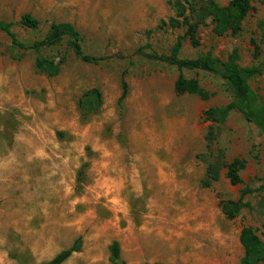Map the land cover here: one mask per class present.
Returning <instances> with one entry per match:
<instances>
[{
    "label": "rangeland",
    "instance_id": "374dc122",
    "mask_svg": "<svg viewBox=\"0 0 264 264\" xmlns=\"http://www.w3.org/2000/svg\"><path fill=\"white\" fill-rule=\"evenodd\" d=\"M251 6L238 34L216 36L206 19L199 45L185 37L179 55L226 60L237 50L240 66L263 68L249 80L254 104L262 105L264 3ZM26 13L38 20L36 29L19 23ZM173 14L169 0H0V21L20 43L40 41L52 23H69L94 56L131 54L146 42L168 52L185 28L156 27ZM38 55L58 72L39 71ZM179 73L210 96L177 93ZM90 90L101 102L87 112L81 101ZM230 99L223 80L208 72H180L139 55L87 63L68 38L36 52L0 29V264H47L77 238L79 251L62 264H110L114 240L126 264H239L243 227L264 241V133L239 111L222 124L205 119V110ZM202 154L212 162L222 157L209 187L201 185ZM235 157L246 164L241 182L231 185L224 164ZM245 188L253 190L246 206L227 219L221 201Z\"/></svg>",
    "mask_w": 264,
    "mask_h": 264
},
{
    "label": "trees",
    "instance_id": "16d2710c",
    "mask_svg": "<svg viewBox=\"0 0 264 264\" xmlns=\"http://www.w3.org/2000/svg\"><path fill=\"white\" fill-rule=\"evenodd\" d=\"M251 1L228 0L223 5L216 0H169V5L174 14L167 20H160L156 28H185V30L183 36L178 37L166 53L157 52L149 42H146L131 54L90 55L83 51L79 32L69 23H52L45 37L30 45H24L17 40L15 34L10 30V23L0 21V29L5 32L14 45L22 49H33L36 52H39L43 47H51L61 42L63 38H68L74 54L87 63H98L109 58L128 59L132 55H139L173 65L180 72L188 70L214 74L223 80L231 99L222 107H211L205 110L203 113L205 119L222 124L231 112L239 111L244 120L254 124L264 133V104H254L255 95L249 86V80L263 72L261 65L240 66L238 63L239 55L235 49L231 51L226 60H221L210 53L193 58H184L179 55L183 38L189 37L192 45H199L196 38L197 30L199 25L205 23L206 19H210L213 24L212 31L216 36H223L226 33L238 34L242 29L243 20L252 9ZM258 1L264 3V0ZM19 23L28 29H36L39 24L37 19L27 13L20 17ZM35 65L39 71L51 74L57 73L59 68L58 64L52 59L41 55L36 57ZM124 73L125 71L122 72V74ZM121 87L120 101L125 98L127 93V85L123 79ZM174 89L179 94H195L203 99L210 96L209 92L200 86L196 78H187L181 73L175 79ZM100 102V93L97 90H90L84 93L81 106L87 112L96 111ZM213 136L214 130L210 126L207 134L208 143L212 142ZM197 157L206 163L205 176L201 181V185L209 187L213 181L218 179L222 157L218 156L214 162L208 159L207 154L198 155ZM245 164V159L240 157H235L224 164L226 168L225 177L231 185L241 182L240 171L244 169ZM252 192V189L245 188L241 190L238 199L221 201L220 206L224 216L229 220L235 218L238 212L247 204L243 201L244 196ZM239 243L243 249L239 264H264V241L259 238L251 227L241 229ZM79 249L80 238H77L70 247L57 253L47 264H62L72 253L79 251ZM108 250L110 264H126L121 258V248L118 241H112Z\"/></svg>",
    "mask_w": 264,
    "mask_h": 264
}]
</instances>
